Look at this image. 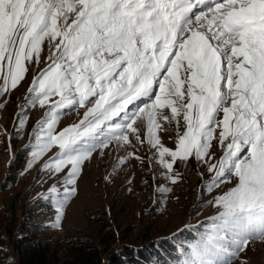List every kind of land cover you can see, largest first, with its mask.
Returning a JSON list of instances; mask_svg holds the SVG:
<instances>
[{
    "label": "snow or ice",
    "instance_id": "snow-or-ice-1",
    "mask_svg": "<svg viewBox=\"0 0 264 264\" xmlns=\"http://www.w3.org/2000/svg\"><path fill=\"white\" fill-rule=\"evenodd\" d=\"M45 42L49 63L25 97L48 107L28 168L58 149L43 164L65 173L63 189L54 184L45 196L57 209L54 226L94 152L133 137L144 143L140 120L155 150L150 163L173 184L174 165L190 158L214 173L209 192L237 181L208 201L221 210L182 264H233L250 241L264 240V0H0V96L40 63ZM77 107L86 109L79 122L57 131ZM173 122L175 149L159 135ZM213 141L224 149L218 160Z\"/></svg>",
    "mask_w": 264,
    "mask_h": 264
},
{
    "label": "rangeland",
    "instance_id": "rangeland-1",
    "mask_svg": "<svg viewBox=\"0 0 264 264\" xmlns=\"http://www.w3.org/2000/svg\"><path fill=\"white\" fill-rule=\"evenodd\" d=\"M48 55L45 42L40 63L29 64V71L17 88L0 96V264H17L13 243L21 233L35 228L38 237L48 241L51 250L61 259L69 255L75 242L88 237L99 245L103 264H120L123 252H129V264H165L166 248L183 256L181 261L173 260L171 264H182L191 246L197 244L210 227V218L221 210L208 201L227 192L237 181L233 177L230 182L209 192L205 184L214 173L208 172L207 164L190 158L187 162L178 160L174 165V171L181 179L173 184L165 178L163 173L166 170L159 163H150L155 150L144 139V121H137L144 143L134 137L131 145L118 146L113 142L102 152L98 149L85 161L75 185L77 194L66 204L59 226H54L57 209L50 199L49 208L29 210L34 199H45L54 184L61 190L64 187L65 173L53 175L43 169V164L58 151L57 148L28 168L36 144L34 129L48 107L26 105L25 97L29 95L33 78L49 63ZM85 110L79 107L65 110L57 131L78 123ZM22 112L26 116L23 125L20 123ZM165 114H169L168 110ZM164 127L166 130L159 133L161 141L166 147L175 149L177 126L173 122ZM183 130L181 120L179 131L182 133ZM26 144L31 150L18 164V178L11 183L7 177L12 168L11 157ZM223 151L213 141L211 152L215 160L223 155ZM129 153H135V156H128ZM136 156L142 159H136ZM121 157L128 158L121 164ZM160 185L171 191H159ZM186 233H191L188 240H184ZM241 261L264 264V240L250 241L233 264H241Z\"/></svg>",
    "mask_w": 264,
    "mask_h": 264
},
{
    "label": "trees",
    "instance_id": "trees-1",
    "mask_svg": "<svg viewBox=\"0 0 264 264\" xmlns=\"http://www.w3.org/2000/svg\"><path fill=\"white\" fill-rule=\"evenodd\" d=\"M31 150L29 144L23 145L17 149L10 160L12 167L8 174V179L14 183L18 178V164L28 155ZM50 200L41 197L35 198L29 205V210L36 211L42 208H49ZM34 224V223H33ZM37 225V223H36ZM37 228L31 229L25 233H21L14 241L13 246L16 251L17 264H103V253L99 249V245L91 238L83 237L75 242L70 250L69 255L57 258L54 251L51 250L50 244L45 239L38 237ZM191 237V233H186V238ZM187 241H184V243ZM165 264H171L173 260H182L183 256L174 250L165 249ZM129 252H123L120 256V264L124 261L129 264Z\"/></svg>",
    "mask_w": 264,
    "mask_h": 264
}]
</instances>
